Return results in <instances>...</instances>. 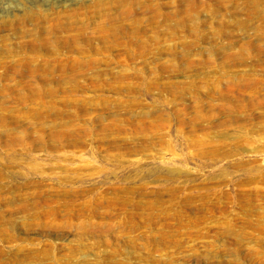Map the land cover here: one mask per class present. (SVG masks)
Returning a JSON list of instances; mask_svg holds the SVG:
<instances>
[{
	"label": "rangeland",
	"instance_id": "rangeland-1",
	"mask_svg": "<svg viewBox=\"0 0 264 264\" xmlns=\"http://www.w3.org/2000/svg\"><path fill=\"white\" fill-rule=\"evenodd\" d=\"M78 1L0 0V264H264V0H149L55 51L7 23Z\"/></svg>",
	"mask_w": 264,
	"mask_h": 264
},
{
	"label": "bare ground",
	"instance_id": "bare-ground-1",
	"mask_svg": "<svg viewBox=\"0 0 264 264\" xmlns=\"http://www.w3.org/2000/svg\"><path fill=\"white\" fill-rule=\"evenodd\" d=\"M78 1V0H77ZM146 3H149V0H93L90 4L83 2L82 0H79L75 6H68V5H62L61 8H56V9H51L50 11H48V13H43L41 12L39 9V4L38 3H34L32 5V8H28V10H30L29 14H27L26 16H23L22 18L19 19H14L11 22H7L10 23L11 26L14 25H18L20 26L19 31L21 30V32H18L20 34H22L23 32L26 33V36H30V33H35V35L31 34L32 37L36 36L39 37V39H37V44L34 42L33 48H46L48 46L45 47V44L48 43V41H60L57 43L64 42H71V41H77V39H81L82 37L86 36L87 37V31H86V35H85V29L88 28V24H90L92 27L95 26V24H98L100 27H102L103 25V30H105L106 35H104L105 39H114V37H119V35L117 36V34L114 32L115 29L119 30L121 28H129L131 30H137V28L140 29V24L138 22L135 21V24H118L119 21L126 19L128 17H130L134 11H136V8H138L139 10L141 9V11H145L148 6H145ZM155 8V5H152ZM45 12V11H44ZM154 18V17H153ZM159 19V18H157ZM154 20V19H153ZM152 20V21H153ZM141 22V20H138ZM156 21V20H155ZM5 23V22H4ZM6 24V23H5ZM112 24V25H110ZM143 23L141 22V25ZM3 25V22H0V26ZM28 25H32L34 26L33 28H28L27 30H25V26ZM97 25V26H98ZM100 27H98L99 32H103ZM19 28V27H18ZM138 29V30H139ZM87 30V29H86ZM95 30V29H94ZM124 30V29H121ZM131 30L130 33L132 32ZM142 30V29H141ZM113 31V32H112ZM125 31V30H124ZM127 31V32H129ZM140 31V30H139ZM137 31V32H139ZM27 32H30L29 34H27ZM120 32V31H119ZM136 32V31H135ZM23 33V34H24ZM99 34V33H98ZM102 34V33H101ZM100 34V38L102 37ZM129 34V33H128ZM132 34V33H131ZM17 35V34H15ZM122 35V33H121ZM28 36V37H29ZM32 37L30 39H32ZM35 37V38H36ZM85 37V38H86ZM95 37V36H94ZM122 38V37H120ZM140 38V37H137ZM142 38V37H141ZM22 39V38H21ZM34 39V38H33ZM91 39V38H90ZM94 39V38H92ZM102 39V38H101ZM104 39V38H103ZM102 39V40H103ZM28 41L31 42V40L27 39ZM36 40V39H35ZM108 40V41H109ZM122 40V39H121ZM141 40V39H140ZM105 42V40H103ZM156 41V40H155ZM23 44H25L22 41ZM27 42V41H26ZM72 42V43H73ZM74 42V44H76ZM78 42V41H77ZM113 42V40H112ZM135 42V41H133ZM136 42H138L136 40ZM135 42V43H136ZM142 42V41H141ZM50 43V42H49ZM106 43V42H105ZM108 43V42H107ZM30 44V43H29ZM33 44V43H32ZM31 44V45H32ZM79 45V43H77ZM76 44V45H77ZM67 45V44H66ZM138 45V43H137ZM27 46V45H26ZM51 46V45H50ZM50 46H48L47 48L49 49ZM56 46V45H55ZM61 46V45H60ZM59 46V47H60ZM166 46V45H163ZM8 47V46H7ZM30 47V46H29ZM32 47V46H31ZM52 47V46H51ZM57 47V46H56ZM131 47V46H130ZM58 48V47H57ZM30 49V48H29ZM32 49V48H31ZM54 49V48H53ZM53 49H49L50 51ZM59 49V48H58ZM36 50V49H35ZM56 49H54L53 51H55ZM80 50V49H79ZM41 51V50H40ZM48 51V52H50ZM50 52V53H56L57 55V51L56 52ZM81 51V50H80ZM32 52V51H30ZM36 52V51H35ZM43 52V51H42ZM77 52V51H76ZM27 53V52H26ZM34 53V52H33ZM46 53V52H45ZM64 54V52H61ZM60 53V54H61ZM68 53V52H67ZM17 54V53H16ZM37 54V53H35ZM34 54V55H35ZM41 54V53H40ZM37 54V55H40ZM44 54V53H42ZM41 54V55H42ZM59 54V55H60ZM78 54V53H77ZM80 54V52H79ZM50 55V54H48ZM52 55V54H51ZM58 55V56H59ZM62 55V56H63ZM25 56V55H24ZM45 56V55H44ZM42 55V57H44ZM61 56V57H62ZM66 56V55H65ZM18 57V54H17ZM27 58V56H25ZM48 57V56H47ZM50 57V56H49ZM82 57V56H81ZM15 59L13 61L10 62H15L16 64H18V62H24L27 63L29 61H27V59ZM29 58V57H28ZM32 58V57H31ZM64 58V57H62ZM62 58H56L53 59V61L55 62H59V63H63ZM74 58V57H73ZM46 59V58H45ZM65 59V58H64ZM21 60V61H20ZM30 61L32 59H29ZM34 60V59H33ZM32 60V61H33ZM57 60V61H56ZM93 60V59H92ZM2 61V60H1ZM4 61V60H3ZM6 61V59H5ZM50 62L48 59L45 60ZM68 61V59L66 60ZM96 61V60H95ZM54 62V63H55ZM8 63V62H7ZM38 63V62H37ZM42 63V62H41ZM72 63V62H71ZM5 64V63H4ZM36 64V63H35ZM46 64V63H45ZM49 64V63H48ZM53 64V63H51ZM83 64V63H81ZM8 65V64H7ZM27 65V64H26ZM33 65V64H32ZM10 66V65H9ZM52 66V65H51ZM56 66V65H55ZM27 67V66H26ZM71 67V66H70ZM82 67V66H81ZM5 68V67H3ZM12 68V67H11ZM35 68V67H34ZM50 68V67H49ZM76 68V67H75ZM39 69V68H38ZM56 69V68H55ZM71 68H69L68 70H70ZM74 69V68H73ZM72 69V70H73ZM4 70V69H3ZM47 70V69H46ZM51 71V69H49ZM61 69H59L60 71ZM32 71V70H31ZM39 71V70H38ZM43 72V71H42ZM53 72V71H52ZM70 72V71H69ZM39 73V72H38ZM60 73V72H59ZM54 74V73H53ZM63 74V73H62ZM65 74V73H64ZM56 75V74H55ZM61 75V74H60ZM12 76V75H11ZM64 76V75H61ZM66 76V74H65ZM6 77V75H5ZM22 77V76H21ZM69 77V76H68ZM62 78V77H61ZM73 78V77H72ZM3 79V78H2ZM20 79V78H19ZM66 79V78H65ZM72 81V80H71Z\"/></svg>",
	"mask_w": 264,
	"mask_h": 264
}]
</instances>
